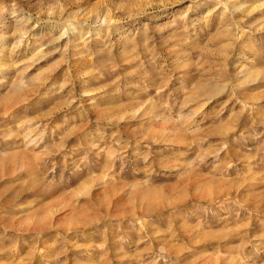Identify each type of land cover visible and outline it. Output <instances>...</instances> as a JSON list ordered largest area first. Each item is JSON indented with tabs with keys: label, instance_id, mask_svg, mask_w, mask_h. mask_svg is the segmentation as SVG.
Returning a JSON list of instances; mask_svg holds the SVG:
<instances>
[{
	"label": "rangeland",
	"instance_id": "obj_1",
	"mask_svg": "<svg viewBox=\"0 0 264 264\" xmlns=\"http://www.w3.org/2000/svg\"><path fill=\"white\" fill-rule=\"evenodd\" d=\"M0 264H264V0H0Z\"/></svg>",
	"mask_w": 264,
	"mask_h": 264
},
{
	"label": "bare ground",
	"instance_id": "obj_2",
	"mask_svg": "<svg viewBox=\"0 0 264 264\" xmlns=\"http://www.w3.org/2000/svg\"><path fill=\"white\" fill-rule=\"evenodd\" d=\"M229 1V0H228ZM229 5V4H228ZM231 6V5H230ZM235 10V9H234ZM233 11V10H232ZM14 16H15V14H14ZM96 18H100V17H96ZM98 20H101V19H98ZM20 21H23V18H20V20H19V23H20ZM9 24H7V25H3V26H8ZM71 29V28H70ZM29 31V30H28ZM74 31V30H73ZM25 32H27V31H25ZM30 32V31H29ZM28 33V32H27ZM4 35V34H3ZM74 38V40H77V39H79V37H77V36H74L73 37ZM73 40V39H72ZM80 41H78V43H79Z\"/></svg>",
	"mask_w": 264,
	"mask_h": 264
}]
</instances>
